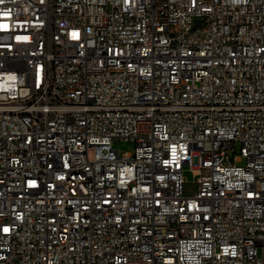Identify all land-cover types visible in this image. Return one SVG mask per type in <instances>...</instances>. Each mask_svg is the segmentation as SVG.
<instances>
[{
  "label": "built area",
  "instance_id": "2783aa9c",
  "mask_svg": "<svg viewBox=\"0 0 264 264\" xmlns=\"http://www.w3.org/2000/svg\"><path fill=\"white\" fill-rule=\"evenodd\" d=\"M0 264H264V0H2Z\"/></svg>",
  "mask_w": 264,
  "mask_h": 264
},
{
  "label": "rangeland",
  "instance_id": "374dc122",
  "mask_svg": "<svg viewBox=\"0 0 264 264\" xmlns=\"http://www.w3.org/2000/svg\"><path fill=\"white\" fill-rule=\"evenodd\" d=\"M115 147L120 150V153H125V152H135V147L136 144L132 140H119L115 142ZM241 153V144L236 143L234 149H229L228 154L231 158L234 157L235 154H240ZM245 159L242 158V161L240 163H244ZM184 178L186 180V193H193L196 187V181H197V176L194 173V170L191 169L190 166L186 165L184 167Z\"/></svg>",
  "mask_w": 264,
  "mask_h": 264
},
{
  "label": "bare ground",
  "instance_id": "6f19581e",
  "mask_svg": "<svg viewBox=\"0 0 264 264\" xmlns=\"http://www.w3.org/2000/svg\"><path fill=\"white\" fill-rule=\"evenodd\" d=\"M204 34V19H195L189 22V32ZM77 172V165H68V173ZM78 187H86V180H78Z\"/></svg>",
  "mask_w": 264,
  "mask_h": 264
},
{
  "label": "snow or ice",
  "instance_id": "6c2138e0",
  "mask_svg": "<svg viewBox=\"0 0 264 264\" xmlns=\"http://www.w3.org/2000/svg\"><path fill=\"white\" fill-rule=\"evenodd\" d=\"M0 2H2V0H0Z\"/></svg>",
  "mask_w": 264,
  "mask_h": 264
}]
</instances>
